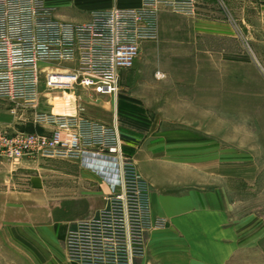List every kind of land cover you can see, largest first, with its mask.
Instances as JSON below:
<instances>
[{"label": "crops", "instance_id": "1", "mask_svg": "<svg viewBox=\"0 0 264 264\" xmlns=\"http://www.w3.org/2000/svg\"><path fill=\"white\" fill-rule=\"evenodd\" d=\"M140 1L45 4L54 18L79 23L94 9L137 7ZM152 41L142 42L114 95L113 124L122 152L149 185L151 214L166 219L165 227L146 232L145 253L134 264H232L240 255L241 264H264V218L257 211L241 213L222 151L196 129L152 112L134 86L142 77L139 55ZM51 109L47 103L34 109L0 98V130L50 131L33 114ZM119 166L117 155L95 149H85L79 159L0 158V264H74L65 254L66 231L104 205L117 188ZM60 177L61 199L54 197Z\"/></svg>", "mask_w": 264, "mask_h": 264}, {"label": "built area", "instance_id": "2", "mask_svg": "<svg viewBox=\"0 0 264 264\" xmlns=\"http://www.w3.org/2000/svg\"><path fill=\"white\" fill-rule=\"evenodd\" d=\"M193 15L196 0H141L137 7L94 9L84 22L52 16L45 0H0V98L22 107L39 105L41 76L49 91L76 85L115 95L119 71L131 68L144 41L159 35V11ZM71 62L70 69L41 63ZM36 124L50 131L0 130V158L79 159L85 149L117 155V188L91 217L66 231L64 247L74 264H134L145 253V234L166 219L150 210L149 185L122 152L116 124L77 111H41Z\"/></svg>", "mask_w": 264, "mask_h": 264}, {"label": "rangeland", "instance_id": "3", "mask_svg": "<svg viewBox=\"0 0 264 264\" xmlns=\"http://www.w3.org/2000/svg\"><path fill=\"white\" fill-rule=\"evenodd\" d=\"M158 23V38L139 55L142 77L134 86L152 112L214 141L227 161L222 165L229 167L241 213L257 211L264 218V0H196L193 15L161 8ZM39 90L40 106L108 124L115 120L114 95L80 85L49 91L43 76ZM64 180L55 179V198L63 197ZM232 264H241V255Z\"/></svg>", "mask_w": 264, "mask_h": 264}]
</instances>
